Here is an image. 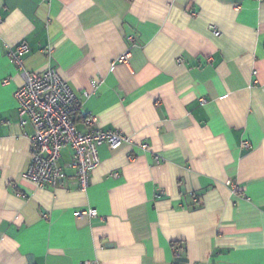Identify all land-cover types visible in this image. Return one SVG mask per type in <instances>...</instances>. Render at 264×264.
<instances>
[{
    "label": "crops",
    "instance_id": "crops-1",
    "mask_svg": "<svg viewBox=\"0 0 264 264\" xmlns=\"http://www.w3.org/2000/svg\"><path fill=\"white\" fill-rule=\"evenodd\" d=\"M22 44L80 98V132L132 140L99 147L86 191L68 146L62 184L23 176ZM85 261L264 264V0H0V264Z\"/></svg>",
    "mask_w": 264,
    "mask_h": 264
},
{
    "label": "built area",
    "instance_id": "built-area-1",
    "mask_svg": "<svg viewBox=\"0 0 264 264\" xmlns=\"http://www.w3.org/2000/svg\"><path fill=\"white\" fill-rule=\"evenodd\" d=\"M210 29L216 36L221 35L216 27L211 26ZM28 52L29 46L22 44L9 53L24 80L14 95L18 103L19 122L22 126L31 124L34 128V133L29 136L33 156L23 176L40 188L62 184L66 174L60 161L63 149L68 146L74 152L70 166L76 170L79 188L86 191L90 187L92 173L100 165L99 147L107 145L117 150L126 143H132V140L120 131L97 129L80 132L76 125L80 98L56 69L48 68L42 73L25 70L22 55ZM128 58L129 54H125L120 60L128 61ZM99 86V82L93 81V92H85L84 98L92 96ZM95 121L92 117L85 118V124L89 127ZM142 148L148 150L149 146L143 144ZM227 184L235 187L231 181ZM97 216L96 209L76 212L77 218L91 219ZM83 264L91 262L85 261Z\"/></svg>",
    "mask_w": 264,
    "mask_h": 264
},
{
    "label": "trees",
    "instance_id": "trees-1",
    "mask_svg": "<svg viewBox=\"0 0 264 264\" xmlns=\"http://www.w3.org/2000/svg\"><path fill=\"white\" fill-rule=\"evenodd\" d=\"M76 122H77V119H76Z\"/></svg>",
    "mask_w": 264,
    "mask_h": 264
}]
</instances>
